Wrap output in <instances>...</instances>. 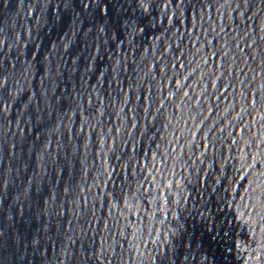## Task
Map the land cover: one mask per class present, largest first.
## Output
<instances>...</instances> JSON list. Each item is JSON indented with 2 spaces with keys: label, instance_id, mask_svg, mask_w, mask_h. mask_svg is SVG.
Wrapping results in <instances>:
<instances>
[{
  "label": "water",
  "instance_id": "obj_1",
  "mask_svg": "<svg viewBox=\"0 0 264 264\" xmlns=\"http://www.w3.org/2000/svg\"><path fill=\"white\" fill-rule=\"evenodd\" d=\"M0 264H264V0H0Z\"/></svg>",
  "mask_w": 264,
  "mask_h": 264
}]
</instances>
